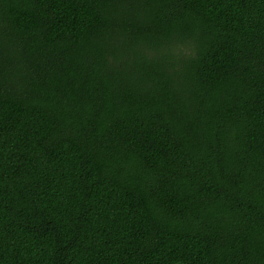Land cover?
<instances>
[{
  "label": "trees",
  "instance_id": "trees-1",
  "mask_svg": "<svg viewBox=\"0 0 264 264\" xmlns=\"http://www.w3.org/2000/svg\"><path fill=\"white\" fill-rule=\"evenodd\" d=\"M0 264H264V0H0Z\"/></svg>",
  "mask_w": 264,
  "mask_h": 264
}]
</instances>
